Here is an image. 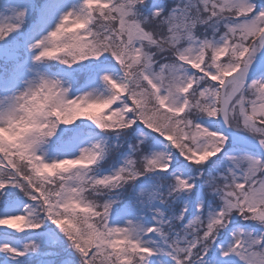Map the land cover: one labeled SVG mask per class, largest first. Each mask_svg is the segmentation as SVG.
Returning a JSON list of instances; mask_svg holds the SVG:
<instances>
[{
    "label": "snow or ice",
    "instance_id": "obj_1",
    "mask_svg": "<svg viewBox=\"0 0 264 264\" xmlns=\"http://www.w3.org/2000/svg\"><path fill=\"white\" fill-rule=\"evenodd\" d=\"M12 7L0 41L24 36L33 67L0 99V228L51 222L74 249L59 264H264V4ZM50 61L66 79L40 70ZM178 156L196 175L177 174ZM237 216L252 223L218 247ZM40 244L0 253L7 264Z\"/></svg>",
    "mask_w": 264,
    "mask_h": 264
},
{
    "label": "rangeland",
    "instance_id": "obj_2",
    "mask_svg": "<svg viewBox=\"0 0 264 264\" xmlns=\"http://www.w3.org/2000/svg\"><path fill=\"white\" fill-rule=\"evenodd\" d=\"M35 0H33L34 2ZM28 0H0V8H4V6H8L6 8V10L4 11H0V25L8 22L6 21L5 17H7L9 20L14 17L15 14V9L12 7V5L15 4H25L27 3ZM82 2V0H70V4L72 5H80V3ZM254 2H256L257 4H264V2L262 0H254ZM39 15V11L37 10H33L31 11V15L29 16L27 25L25 26V31H27V27L30 25H33L35 23V21L37 20V17ZM27 40L24 36L20 35L19 33H12L10 34L8 37L5 38L4 41H0V62H2V60L4 59L5 61L9 62L10 65L16 67V70L11 74V75H5L4 72L5 70H1L0 71V99H3L5 96L7 95H11L14 92L21 90L23 87V84H17L16 83V78L23 75H27L28 78H31V74L27 72V69L30 67H33L32 62L29 60L28 58V47H27ZM56 64H58L59 67L56 70H48L47 66H42L40 68L41 71H44L45 68L47 69V74L48 75H54L58 78L61 79H66L67 78V71H71L70 69H66V66L59 64L58 61H55ZM5 67V65H3ZM49 67V66H48ZM73 68L75 69V65H73ZM97 87V91L98 92H104V94H107L105 92L104 89V85L102 82H98ZM88 123V122H87ZM94 126V125H93ZM156 150H163V146L162 145H157ZM227 162L225 161V166H226ZM177 174H182L185 175L184 171L181 170H177L176 169ZM137 194L139 193V188L136 189ZM249 226V224L247 225H236V226H232L229 228L226 237H224V239L219 240L222 242V244L218 245V247L220 246H226L228 240L231 237V229L232 228H247ZM4 229V228H2ZM13 233H16L18 235H25L22 238H14L11 236H4L0 239V244L3 243H9L11 244L13 247H17V248H23V246L30 240V238L35 237L36 233L32 232V231H26V232H14L10 229H4ZM31 232V233H30ZM30 233V234H28ZM40 238V237H39ZM38 238V239H39ZM42 240H44L43 242L45 243H56L55 241H52V239H54V237H52V235L49 236H43L41 237ZM64 238V237H61ZM164 261V264H167V259L166 258H160ZM20 263V262H18ZM153 264H158V260L157 258H153Z\"/></svg>",
    "mask_w": 264,
    "mask_h": 264
},
{
    "label": "trees",
    "instance_id": "obj_3",
    "mask_svg": "<svg viewBox=\"0 0 264 264\" xmlns=\"http://www.w3.org/2000/svg\"><path fill=\"white\" fill-rule=\"evenodd\" d=\"M34 3L37 6L43 5L45 3V0H35ZM149 3H151V0H149ZM163 3H165L166 5H169V6H174L177 3V0H163ZM3 65H5V67ZM53 65H55V67H53ZM46 66H47V69L49 71L61 68L58 66V64H56L55 61H50ZM75 67L78 68L79 66L75 65ZM3 69L5 70L4 74L6 73L5 75L7 76V75H11L16 70V67L10 65L9 62H7L3 59L2 62H0V71ZM93 127H95V126H93ZM230 140H231V137H230ZM177 160L179 161L178 165L176 166L177 170L184 171L185 175H189V174L196 175L194 170L189 172V170L184 167V164L186 162L183 160V157L178 156ZM131 194H132L131 186H127L124 190L123 199L127 200ZM194 199H195L194 196L189 197V196L182 195L180 198V204H183V203L191 204L194 202ZM180 204L177 205V208L180 207ZM251 223L252 222L245 221L242 218L237 216V217H235L233 224L229 225V228L232 226H236V225H246V224L250 225ZM228 230H225L223 232V234L218 237V240L224 239V237H226V235H227ZM32 232H35L36 236L30 238V240L27 242L36 241L39 244V242L42 240L41 237L49 236V235H52V237H54V239H52V241H56L57 236H59V242H56V243H45V242H43V244H40V246L38 247V249L36 251L29 253L28 256L20 258L19 261L9 260V261H7V264H40L41 261L50 260V259H56L57 264H59L60 258H67L70 253L74 254V249H71L70 247H68V243L65 240V238H61V237H63V234L60 233L59 229L56 228V226L54 224H51V222L46 221L40 229H37V230L32 231ZM30 233H28V234H30ZM4 236H11V237L19 239V238L24 237L25 235H18L16 233H13V232H10V231H7V230L0 228V239ZM45 252H52V253L59 252L60 257H55V256L45 257L43 255V253H45ZM18 262H20V263H18ZM0 264H5L2 253H0ZM76 264H78V260L76 261Z\"/></svg>",
    "mask_w": 264,
    "mask_h": 264
},
{
    "label": "bare ground",
    "instance_id": "obj_4",
    "mask_svg": "<svg viewBox=\"0 0 264 264\" xmlns=\"http://www.w3.org/2000/svg\"><path fill=\"white\" fill-rule=\"evenodd\" d=\"M264 2V0H262Z\"/></svg>",
    "mask_w": 264,
    "mask_h": 264
},
{
    "label": "water",
    "instance_id": "obj_5",
    "mask_svg": "<svg viewBox=\"0 0 264 264\" xmlns=\"http://www.w3.org/2000/svg\"><path fill=\"white\" fill-rule=\"evenodd\" d=\"M231 137V136H230Z\"/></svg>",
    "mask_w": 264,
    "mask_h": 264
}]
</instances>
